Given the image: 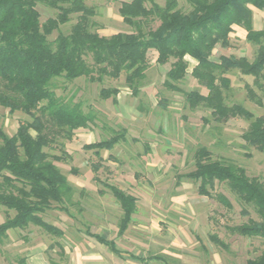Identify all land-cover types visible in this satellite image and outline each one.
Here are the masks:
<instances>
[{"label": "trees", "instance_id": "1", "mask_svg": "<svg viewBox=\"0 0 264 264\" xmlns=\"http://www.w3.org/2000/svg\"><path fill=\"white\" fill-rule=\"evenodd\" d=\"M180 0L123 1L119 14L123 22L131 26V32L101 35L94 21L96 11L87 0H0V107L11 114L21 112L30 120L21 121L15 133L10 135L0 128V206L14 212L0 223V245L13 230L37 226L46 233L63 237L64 231L46 221L44 215L54 205L68 212L75 187L56 162H64L65 155L51 153L58 136L72 139L76 130L97 124L93 110L84 111L82 102H74L57 95L56 79L73 82L87 78L102 83L104 78L119 79L123 74L127 87L138 94L149 68V53L153 52L158 65H169L164 86L182 93L191 109L204 107L217 122L231 118L250 121L242 134L246 147L264 152V114L255 116L239 103H227L226 92L231 88L227 76L232 70L254 77V84L264 93V29L253 26V8L264 10V0ZM40 7L55 12L42 20ZM69 33L61 26L73 20ZM159 21L156 28L150 23ZM234 26L246 30V41L256 47L255 56L222 54L214 60L213 52L220 46L230 47ZM58 34L51 39L54 32ZM190 56L198 61L191 75L206 92L185 91L180 86L188 74ZM120 90L102 88L100 98H113L117 102ZM251 101L263 105L262 98L247 85ZM126 141V131L115 132L100 141L87 143L83 148L100 154L111 151ZM195 169L177 176V185L184 180L198 183V193L215 197L228 209L233 205L223 193L213 194L217 184H225L249 214L251 207L258 220L250 218L240 225L228 226L232 233L248 238L264 239V182L251 177L244 167L214 159L207 147H199L194 153ZM99 170V165L94 171ZM77 174L76 168L71 169ZM95 181L111 192L119 202L122 217L117 237H122L134 221L138 211V198L117 185L94 177ZM105 190H100L104 193ZM114 254L123 252L115 239L99 233L85 232ZM211 240L219 247L228 245L216 234ZM142 264L161 256L149 258L131 256ZM246 264H264V252L247 260Z\"/></svg>", "mask_w": 264, "mask_h": 264}, {"label": "rangeland", "instance_id": "2", "mask_svg": "<svg viewBox=\"0 0 264 264\" xmlns=\"http://www.w3.org/2000/svg\"><path fill=\"white\" fill-rule=\"evenodd\" d=\"M123 1L129 0H87L96 11L94 21L101 35L133 31L119 14ZM156 1L161 5L165 2ZM180 3L188 8L185 0ZM252 8L254 29H264V10ZM39 10L42 20L55 14L44 7ZM75 19L76 15L61 26V31L69 33ZM158 25L159 21L150 23L151 28ZM57 34L55 31L51 39ZM230 40L229 48L218 46L214 50V58L234 54L253 60L256 47L246 41L245 29H235ZM155 60V54L150 52V65L137 95L127 87L124 74L119 79L106 77L102 83L84 77L73 82L56 79L58 96L67 100L74 96V102L81 101L84 111L93 110L97 115L96 125L76 130L72 139L58 136L50 150L65 155V161L56 164L75 187L72 204H67L68 212L54 205L44 215L46 221L64 231V236H53L34 225L10 231L0 245V264H141L111 252L85 233L88 228L115 239L118 248L125 252L164 259L149 264H246L264 252V239L243 237L227 229L250 218L258 220V215L251 207H246L250 213L244 214L243 206L225 184H217L213 194L226 195L232 209L215 197L200 195L197 182L184 180L177 185L178 175L195 169L194 153L199 147H207L214 159L242 166L249 176L264 182V152L246 147L242 138L250 121L231 118L217 122L210 110L191 109L182 93L164 86L169 65H158ZM190 69L179 86L185 91L206 92ZM227 76L231 80V88L225 93L227 103H239L255 116L263 115L264 93L254 84V77L239 70H232ZM247 85L262 98L263 105L250 100ZM114 87L120 90L117 102L100 98L102 88ZM24 120L30 118L0 107V128L6 133L14 134ZM121 130L126 131V141L111 151L103 150L98 155L83 148ZM72 168L78 170L76 175L71 173ZM95 176L138 198L134 221L122 237H117L121 206L109 190L95 181ZM13 215L0 206V223ZM212 234L223 240L228 249L217 246L211 240Z\"/></svg>", "mask_w": 264, "mask_h": 264}, {"label": "crops", "instance_id": "3", "mask_svg": "<svg viewBox=\"0 0 264 264\" xmlns=\"http://www.w3.org/2000/svg\"><path fill=\"white\" fill-rule=\"evenodd\" d=\"M237 28H240L239 26H234V30L235 29H237ZM246 34H247V32H246ZM155 57H157V55H155ZM214 60H216V61H219V58L217 59V58H214V57H212ZM186 59H187V61H188V72H189V69H190V72H192V70H193V68L197 65V63H198V61L197 60H195L194 58H192V57H190V56H186ZM96 142V141H95ZM91 143H93V142H91ZM117 248H118V246H117ZM120 249V248H119ZM121 250V249H120ZM122 252H123V255L122 256H119V257H121V258H124V257H128V258H130V259H132V260H135V261H138V260H136V259H134V258H132L131 256L133 255V256H137V257H143V256H139V255H135V254H132V253H128V252H125V251H123V250H121ZM112 252V251H111ZM117 255V254H116ZM146 258V257H145ZM149 258V257H148ZM152 261H161V260H151L150 262H152ZM138 262H140V261H138ZM149 262V263H150ZM162 262V261H161ZM141 263V262H140ZM148 263V264H149ZM142 264V263H141Z\"/></svg>", "mask_w": 264, "mask_h": 264}]
</instances>
